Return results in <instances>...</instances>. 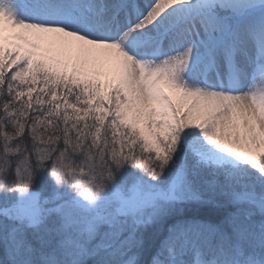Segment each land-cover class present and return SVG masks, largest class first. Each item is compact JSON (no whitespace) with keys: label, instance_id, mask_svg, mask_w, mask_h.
<instances>
[{"label":"snow or ice","instance_id":"1","mask_svg":"<svg viewBox=\"0 0 264 264\" xmlns=\"http://www.w3.org/2000/svg\"><path fill=\"white\" fill-rule=\"evenodd\" d=\"M0 264H264V0H0Z\"/></svg>","mask_w":264,"mask_h":264},{"label":"rangeland","instance_id":"2","mask_svg":"<svg viewBox=\"0 0 264 264\" xmlns=\"http://www.w3.org/2000/svg\"><path fill=\"white\" fill-rule=\"evenodd\" d=\"M151 229L145 230V239L148 240L150 238Z\"/></svg>","mask_w":264,"mask_h":264}]
</instances>
